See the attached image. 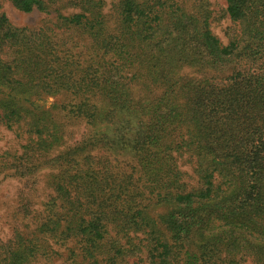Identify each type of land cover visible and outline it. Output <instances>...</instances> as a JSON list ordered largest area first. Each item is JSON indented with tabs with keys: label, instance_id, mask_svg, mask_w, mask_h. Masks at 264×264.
Returning <instances> with one entry per match:
<instances>
[{
	"label": "trees",
	"instance_id": "1",
	"mask_svg": "<svg viewBox=\"0 0 264 264\" xmlns=\"http://www.w3.org/2000/svg\"><path fill=\"white\" fill-rule=\"evenodd\" d=\"M203 3L0 0V264H264V0Z\"/></svg>",
	"mask_w": 264,
	"mask_h": 264
},
{
	"label": "rangeland",
	"instance_id": "2",
	"mask_svg": "<svg viewBox=\"0 0 264 264\" xmlns=\"http://www.w3.org/2000/svg\"><path fill=\"white\" fill-rule=\"evenodd\" d=\"M181 2L186 6V8L190 10H196L198 5L202 2L206 4L208 8L212 12V27L214 32L219 36V38L226 42L228 40L227 31H229L230 27L235 26L232 22H230L229 18L225 16V8H226V0H181ZM3 10L6 12L9 19L16 26L22 25H38L44 17V14L41 12L34 10L33 12H22L15 8L11 2L4 1ZM68 99L65 95H57L55 97L49 96L46 97L44 103L46 106H51L53 103H61ZM42 102V101H41ZM43 103V102H42ZM58 117H61V114H58ZM66 128L70 132V134L75 139H79L81 134L84 131V125L76 122H66ZM17 148L16 139L14 133L9 130L6 126H4L0 122V155L3 154L4 151L14 152ZM0 165H1V157H0ZM18 181V180H17ZM22 185V182L12 181L11 184L6 183L4 186H0V237H8L10 234L9 222L6 218V203L8 199H5V196L11 200H18L19 194L18 187ZM163 211L162 208H157L154 211V215ZM193 247V245H192Z\"/></svg>",
	"mask_w": 264,
	"mask_h": 264
}]
</instances>
